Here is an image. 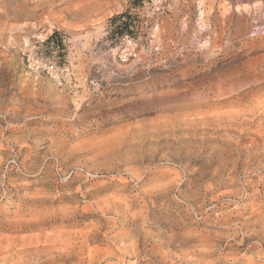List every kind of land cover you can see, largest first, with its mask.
<instances>
[{
	"label": "rangeland",
	"instance_id": "1",
	"mask_svg": "<svg viewBox=\"0 0 264 264\" xmlns=\"http://www.w3.org/2000/svg\"><path fill=\"white\" fill-rule=\"evenodd\" d=\"M171 262L264 264V0H0V264Z\"/></svg>",
	"mask_w": 264,
	"mask_h": 264
},
{
	"label": "built area",
	"instance_id": "2",
	"mask_svg": "<svg viewBox=\"0 0 264 264\" xmlns=\"http://www.w3.org/2000/svg\"><path fill=\"white\" fill-rule=\"evenodd\" d=\"M51 34L47 33L45 36L40 38L37 41V46L34 45V48H37L35 51L32 50L25 53L26 58V66L28 70L35 74H47L50 76L53 80L59 82V84H62L63 77L65 74H68L70 72L69 68L67 66H61L57 65V63L53 60H51L46 54L45 46L44 44H48L49 37L55 33L58 32L59 29L56 27L55 24L50 28ZM126 44L125 46L120 50L119 54L117 55L118 58L122 62H126L130 60L131 58H137L139 56V52L137 49V44L134 42V40L130 39L128 35H124L122 38ZM44 46V50L41 49ZM53 48V45L49 46Z\"/></svg>",
	"mask_w": 264,
	"mask_h": 264
},
{
	"label": "bare ground",
	"instance_id": "3",
	"mask_svg": "<svg viewBox=\"0 0 264 264\" xmlns=\"http://www.w3.org/2000/svg\"><path fill=\"white\" fill-rule=\"evenodd\" d=\"M232 35V34H231ZM222 39V38H221ZM257 72V71H256ZM230 91V90H229ZM236 92V91H235ZM183 118V117H182ZM198 120V119H197ZM135 142V141H134ZM224 159H226V158H224ZM223 159V160H224ZM222 161V160H221ZM225 161V160H224ZM234 161V160H233ZM229 164H230V162H229ZM226 165V164H225ZM152 166V165H151ZM222 166V165H221ZM227 167V166H226ZM222 168V167H221ZM220 168V169H221ZM225 168V167H224ZM223 169V168H222ZM173 171V170H172ZM180 174V173H179ZM141 176V175H140ZM220 177H222V176H220ZM174 179V178H173ZM242 183V182H241ZM240 190V189H239ZM232 192V191H231ZM216 196V195H215ZM99 206V205H98ZM257 209V208H256ZM255 210V209H254ZM258 210V209H257ZM67 211H69V210H67ZM255 212V211H254ZM258 214V213H257ZM133 215H134V213H133ZM226 215V214H225ZM237 216V215H236ZM206 217V216H205ZM129 220H130V218H128ZM132 219V218H131ZM127 221V220H126ZM130 222V221H129ZM120 223V222H119ZM128 224V223H127ZM94 226V225H93ZM96 229V228H95ZM73 233V232H72ZM147 234V233H146ZM106 235V234H105ZM74 239H76V238H74ZM69 240V239H68ZM72 241V240H71ZM68 242V241H67ZM263 242V241H262ZM71 244L73 243V242H70ZM87 242H86V239L84 240V241H80V240H78V239H76V242H75V244L72 246L73 247V250H69L68 249V246L66 245V247L64 248L65 249V252H64V255H70V254H73V251H75V249H78L79 248V250L77 251H75L74 253H76L80 258H81V256H82V254L84 253V248H85V246L87 245L86 244ZM158 244V243H157ZM70 246V245H69ZM208 246V247H207ZM211 246V244H208V241H207V244L205 245V248H204V251L206 252L205 254L207 255V256H209L210 255V253L211 252H209V250H210V247ZM91 247V246H90ZM100 248V247H99ZM104 249V248H103ZM106 249V248H105ZM120 249V248H119ZM126 250V249H125ZM110 252V251H109ZM144 252V251H143ZM98 253V252H97ZM104 253V252H103ZM175 254V253H174ZM176 255V254H175ZM95 257V256H94ZM205 258V257H204ZM51 259V258H50ZM53 259V258H52ZM56 259V258H55ZM92 259H94L93 257H92ZM97 261V260H96ZM251 262V261H250ZM113 263V262H112ZM172 263V262H171ZM210 263V262H209ZM55 264V263H54ZM173 264V263H172Z\"/></svg>",
	"mask_w": 264,
	"mask_h": 264
},
{
	"label": "trees",
	"instance_id": "4",
	"mask_svg": "<svg viewBox=\"0 0 264 264\" xmlns=\"http://www.w3.org/2000/svg\"><path fill=\"white\" fill-rule=\"evenodd\" d=\"M59 38L60 37L58 36L57 32L53 33L48 39L49 46L53 45V48L60 49L62 44H63V40L61 38L60 39Z\"/></svg>",
	"mask_w": 264,
	"mask_h": 264
}]
</instances>
